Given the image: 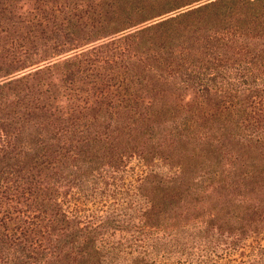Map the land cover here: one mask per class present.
Returning <instances> with one entry per match:
<instances>
[{
	"label": "rangeland",
	"instance_id": "1",
	"mask_svg": "<svg viewBox=\"0 0 264 264\" xmlns=\"http://www.w3.org/2000/svg\"><path fill=\"white\" fill-rule=\"evenodd\" d=\"M84 7V0H0V83L36 74L19 90L29 93L31 109L45 106L49 132L55 122L61 127L79 115L85 117L75 122H87L85 132L59 134L51 148L35 145L37 162H18L22 182L32 181L20 197L19 216L52 213L55 229L93 232L98 264H264V218L253 213L264 203V185L226 176L227 160L237 166L247 153L232 145L216 163L213 133L219 131L207 118L218 104L240 96L225 94L220 102L218 76L212 83L221 86L218 95L211 88L207 95L192 93L182 84L152 91L158 104L171 108L160 120L112 113L118 110L109 105L116 101L112 83L127 68L109 51L79 55L102 42H85ZM76 17L83 36L77 39L67 24ZM214 168L223 169L221 181ZM157 196L166 199L160 211L153 204ZM62 213L66 226L57 220ZM41 224L35 231L46 243L51 235ZM233 235L236 245L223 242ZM68 251L77 257L75 242Z\"/></svg>",
	"mask_w": 264,
	"mask_h": 264
},
{
	"label": "trees",
	"instance_id": "2",
	"mask_svg": "<svg viewBox=\"0 0 264 264\" xmlns=\"http://www.w3.org/2000/svg\"><path fill=\"white\" fill-rule=\"evenodd\" d=\"M84 1L81 23L83 28L87 27L85 42L98 39L102 42L91 44L79 55L109 51L108 56H119V66L127 68L112 83L116 101L109 105L118 109L112 113L125 112L134 121L152 116L156 121L171 112L164 101L158 104L154 100L152 91L158 93L161 86L182 84L186 90L202 91L204 95L209 94L210 88L218 95L217 91L224 86L219 94L220 102L225 94L240 97L227 100L223 108L218 104L207 113L219 131L213 133L217 141L213 145L216 146L213 150L218 152L216 163L225 153L222 150H232V145H237L247 154L237 166L231 159L227 160L226 176L264 185V0ZM160 14L163 15L157 20L142 23ZM72 18L67 21L69 32L75 39L83 37L76 27L78 18ZM75 58L78 55L68 60ZM35 75L28 73L0 83L3 112L0 116V264H98L99 250L93 232L83 233L80 228L55 229L57 221L52 213L47 217L35 214L28 219L19 216L24 203L20 197L24 189L30 191L32 181L22 182L18 162H37L35 145L51 148V141L59 134L69 130L85 132L83 127L87 123L75 122L85 117L79 115L61 127L55 122V131L49 132L47 126L51 121L41 111L45 106L35 103L31 109L29 93L19 90L20 82L33 80ZM218 76L221 86L212 84ZM225 108L228 111L222 112ZM222 173L223 169L214 168L217 181L223 178L219 176ZM165 200L157 196L153 204L160 211ZM39 210L44 212L45 208ZM258 211L263 219L264 203L253 213ZM57 220L67 225L63 213ZM38 222H42V233L46 237L51 235L46 243L37 237ZM215 234L212 233L213 238ZM72 241L76 243L77 257H71L68 251V243ZM239 241L233 235L224 237L223 242L236 245Z\"/></svg>",
	"mask_w": 264,
	"mask_h": 264
}]
</instances>
